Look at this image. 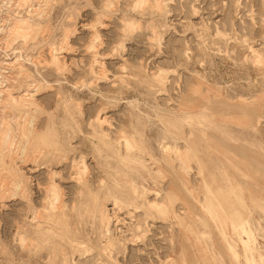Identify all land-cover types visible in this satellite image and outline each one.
Instances as JSON below:
<instances>
[{
    "label": "rangeland",
    "instance_id": "rangeland-1",
    "mask_svg": "<svg viewBox=\"0 0 264 264\" xmlns=\"http://www.w3.org/2000/svg\"><path fill=\"white\" fill-rule=\"evenodd\" d=\"M0 135V264H264V0H0Z\"/></svg>",
    "mask_w": 264,
    "mask_h": 264
},
{
    "label": "bare ground",
    "instance_id": "bare-ground-1",
    "mask_svg": "<svg viewBox=\"0 0 264 264\" xmlns=\"http://www.w3.org/2000/svg\"><path fill=\"white\" fill-rule=\"evenodd\" d=\"M160 7V6H159ZM35 10V9H34ZM4 23V22H3ZM24 23H26L27 24V22H24ZM28 25H30L29 23H28ZM133 25V24H132ZM21 26H22V24H21ZM20 26V27H21ZM26 26V25H25ZM31 26V25H30ZM30 26H27V27H30ZM39 27V26H38ZM129 27V26H128ZM16 28H17V26H16ZM31 29V28H30ZM73 29V28H72ZM19 29H16V31H18ZM29 30V29H28ZM21 32V31H20ZM12 33H13V31H12ZM97 39V38H96ZM95 39V40H96ZM28 40V39H27ZM92 47H94V45L92 46ZM91 47V48H92ZM51 50H52V48H51ZM63 50V49H62ZM90 50V49H89ZM250 50V49H249ZM55 57V56H54ZM56 58V57H55ZM18 59V58H17ZM18 61V60H17ZM55 61V60H54ZM57 62V61H56ZM59 64V63H58ZM61 64V63H60ZM97 64V63H96ZM60 66V65H59ZM20 68V67H19ZM65 69V68H64ZM20 71V70H19ZM18 73V72H17ZM25 82V81H24ZM28 85V84H27ZM32 85H34V84H32ZM31 87V86H30ZM29 87V85H28V88H30ZM36 87V86H35ZM37 87H39V86H37ZM46 87V86H45ZM33 88V87H32ZM41 88V87H40ZM39 88V89H40ZM21 89V88H20ZM28 89H26V91H27ZM36 90V89H35ZM28 91H30V89L28 90ZM32 91V90H31ZM34 91V90H33ZM37 92V91H36ZM21 93V92H20ZM26 93V92H25ZM28 93V92H27ZM14 94V93H13ZM18 95H19V93H17ZM24 95V94H23ZM28 95V94H27ZM30 95V94H29ZM35 95V94H34ZM37 95V94H36ZM8 97H9V99H10V107H12V106H14L15 104H17L18 102H20L21 100L20 99H16V98H13L12 97V95H10V94H8ZM17 97V96H16ZM33 97H35V96H32V93H31V96H29V98H33ZM18 98H20V97H18ZM27 98H28V96H27ZM22 99V98H21ZM24 99V98H23ZM20 100V101H19ZM26 100V99H25ZM21 103H24V102H22L21 101ZM20 103V104H21ZM18 105V104H17ZM31 105H33V103H31ZM31 105H26V104H23V105H21L22 107L24 106V107H28V109H30L29 107L31 106ZM76 106V105H75ZM31 111V110H30ZM32 112V111H31ZM35 112V111H34ZM27 114V113H26ZM28 115V114H27ZM18 120V119H17ZM101 121H105V120H101ZM17 122V121H16ZM18 122H19V120H18ZM25 122V121H24ZM21 123V122H20ZM27 125H25L24 123H23V125H21L22 126V136H24L23 138H25V136H30V137H32L33 136V138H35V139H37L38 137H37V135L35 134V130H34V127H33V122H32V124H31V122H29V124H31V125H29L28 123H26ZM18 125V124H17ZM30 126V128H28ZM3 127V126H2ZM6 127H8V126H6ZM5 128V127H4ZM16 128V127H15ZM18 128V127H17ZM9 130V129H8ZM5 131H6V129H5ZM4 133V132H3ZM8 134H9V132H8ZM2 135H4V134H2ZM0 137H1V135H0ZM5 137V136H4ZM2 139H3V137H1ZM9 138V137H8ZM8 138L7 137H5L4 139H3V144H6V142H8ZM32 138V139H33ZM28 141V140H27ZM0 143H1V141H0ZM30 143V142H29ZM27 144V143H26ZM1 145V144H0ZM9 145V144H8ZM2 146V145H1ZM2 148H3V146H2ZM6 148V147H5ZM4 148V149H5ZM9 148V147H8ZM7 148V149H8ZM23 148V147H22ZM28 148V147H27ZM26 148V149H27ZM4 149H2V151H1V153L3 152V150ZM25 148L24 149H19L20 151H21V153L23 154V155H25V157L26 158H30V157H28L29 155L27 154V150H26ZM6 151V150H5ZM9 151V150H8ZM7 151V152H8ZM0 153V154H1ZM15 153V152H14ZM13 153V154H14ZM48 153H50V151L48 152ZM52 153V152H51ZM10 154V153H9ZM17 154V153H16ZM21 154V155H22ZM3 155V154H2ZM28 155V156H27ZM32 156V155H31ZM0 157H2V156H0ZM9 157V156H8ZM23 158V160H24V163H25V161L27 160H25L24 159V156H22ZM27 163V162H26ZM77 163V162H76ZM5 169V168H4ZM32 171V170H31ZM83 171V170H82ZM24 172V171H23ZM80 175V174H79ZM53 176V175H52ZM78 177V176H77ZM14 178V177H13ZM16 178V177H15ZM53 178V177H52ZM79 178V177H78ZM4 179V178H3ZM17 179V178H16ZM19 180V179H18ZM52 180V179H51ZM16 182H18V181H16ZM21 183V182H20ZM17 185V184H16ZM13 186V185H12ZM18 186H20V185H18ZM51 186H53V185H51ZM11 187V186H10ZM14 187V186H13ZM51 188V187H50ZM142 188V187H141ZM17 189V188H16ZM19 190V189H18ZM15 191V190H14ZM135 191V190H134ZM2 193H4V192H2ZM20 193V192H19ZM23 193V192H22ZM50 193L52 194V196H55L54 198L56 199V190H55V188L53 187V190H51L50 191ZM49 193V194H50ZM134 193V192H133ZM48 195V194H47ZM25 196V195H24ZM27 197V196H26ZM5 199V198H4ZM49 199V198H48ZM54 199V200H55ZM45 201V200H44ZM155 202V201H154ZM1 203V202H0ZM48 205H50V209L49 210H55L56 208L53 206V201L51 200V203L50 204H48ZM147 205V204H146ZM61 207V206H60ZM59 206L57 207V211H59ZM74 210V209H73ZM43 211H45V210H43ZM52 212V211H51ZM223 212V211H222ZM221 212V215L220 216H223L224 215V213H222ZM39 213V212H38ZM44 213V212H43ZM42 213V214H43ZM102 213V212H101ZM37 214V213H36ZM45 214V213H44ZM47 214V213H46ZM48 214H50V213H48ZM236 215H238V217H239V214H236ZM36 216V215H35ZM34 216V217H35ZM40 215H38L37 217H39ZM224 216H226V215H224ZM41 217V216H40ZM40 217H39V219H40ZM221 218V217H220ZM41 219H44L45 221H48V223L50 222L51 224H60L61 222H62V219L59 217V215H57V212L56 213H54V215H47L46 217H41ZM222 219V218H221ZM35 220V219H34ZM40 221V220H39ZM222 221V220H221ZM109 222H110V218L105 214V215H103V218H102V221H101V223H102V225L104 226V227H107L108 225H109ZM223 222V221H222ZM65 223H66V221H65ZM146 224V223H145ZM231 224V223H230ZM232 227L234 228V230L236 231V232H238V238H239V240H240V243H241V245H242V247L245 249V250H247L248 251V253L250 254V257H251V261L249 260V256H246V260L248 261V263L249 264H263V262H261V257L260 256H258V260L256 259V258H254V256H253V254L251 253V250H252V246H251V244H252V238H251V233H250V231L249 230H247L246 229V227L243 225V224H241V225H236L235 223H232ZM67 231V230H66ZM115 236V235H114ZM57 237V236H56ZM142 237V236H141ZM21 238V240H22V237H20ZM48 238V237H47ZM114 239V238H113ZM133 239V238H132ZM27 240V239H26ZM43 243H45V244H50V242L51 241H48V240H44L43 238L42 239H40ZM131 240V239H130ZM31 241V240H30ZM23 242V241H22ZM25 242V241H24ZM23 242V243H24ZM33 242V241H32ZM132 242V241H131ZM35 243H36V241H35ZM25 244V243H24ZM23 244V245H24ZM33 244V243H32ZM37 245V244H36ZM26 245H24V247H25ZM35 245H33V247H34ZM39 246V245H38ZM111 246V245H110ZM32 247V248H33ZM37 247V246H36ZM40 247V246H39ZM38 247V248H39ZM52 247H53V245H52ZM108 247V246H107ZM27 248V247H26ZM41 248V247H40ZM108 248H110V247H108ZM22 249V248H21ZM28 249V248H27ZM31 249V248H30ZM36 250V249H35ZM53 250H54V248H53ZM34 251V250H33ZM36 251H38V250H36Z\"/></svg>",
    "mask_w": 264,
    "mask_h": 264
}]
</instances>
